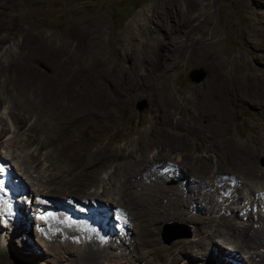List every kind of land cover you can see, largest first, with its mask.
<instances>
[{"label": "bare ground", "instance_id": "1", "mask_svg": "<svg viewBox=\"0 0 264 264\" xmlns=\"http://www.w3.org/2000/svg\"><path fill=\"white\" fill-rule=\"evenodd\" d=\"M26 1L0 0V48L15 37L13 20L11 21L14 16H20L22 35L27 34L29 15L20 11ZM162 3L159 5L163 15L172 17L174 0H164ZM157 14L161 16V13ZM71 25L64 32L70 41L66 38L68 42H62L65 40L62 39L57 46L60 50L69 44L70 54L63 57L61 63L68 67V72L62 74L58 71L61 60L58 58L51 74L52 83L47 87L38 83L33 73L32 62L36 61V57L31 54L33 47L26 41H13L12 47L0 59V109L8 105L13 133H16L13 137L2 140L12 130L0 116V158L6 163H14L20 178L36 188L32 191L28 188L30 195L26 196L35 198L30 203L48 207L37 211L52 214L44 220L33 221L24 206L13 200L11 211L0 206V215L7 216L5 220L2 219L6 221V225L0 224V228L11 230L14 225L7 223L8 221L30 219L43 226V229H37L36 238L48 255L55 256L56 259L61 255L63 258L68 256L66 259L72 264H100L103 258L113 255L112 250L117 249L112 237L113 231L107 229L109 221L116 220L118 225L114 227L132 235L136 243L139 239L145 243L155 241V233L164 221L183 218L196 220L198 226L194 248L199 249L207 246L206 239L202 238L208 232L205 226L210 227L211 223L217 222L220 229L214 232L218 233V238L221 239L219 241L235 244V251L243 252L249 264H262L263 259L250 252V238L253 234L256 238L262 235L264 217L257 212L252 215L254 221L250 225H256L259 230L251 233L250 225L245 226L244 230L239 229L240 226L232 222L229 212L237 211L238 207H231L230 204H236V200L243 198L240 196L242 190L237 184L252 188L254 182L264 179V170L255 166L256 159L264 158V123H261L264 119V82H259L258 77L254 78L249 73L231 77L224 70L227 79L236 87L225 85V90L216 91L209 85L200 95L197 93L192 96L189 102L190 113L181 117L179 122H174L172 118L175 109L170 104L159 101L154 120L145 127H120L119 123L117 125V122H113V115L111 116L116 107H110L104 102L105 97L100 90L89 87L75 95L72 89L78 74L75 73V34ZM214 43L215 41L209 42L211 46ZM35 47L42 49L44 46L38 44ZM228 60L221 58L219 61L224 66ZM240 62L245 65L242 60ZM251 82L254 83L251 91L256 92L253 95L257 99L255 102L246 99L244 95L249 93ZM238 88L242 89V93H238ZM77 97H81L83 101L92 97L100 99L101 103L88 108L89 105L83 101L77 105ZM243 105H252L254 109H260V113L257 122L251 124V137L242 143L244 149L239 153H232L225 146L226 139L222 143L220 134L230 132L228 109ZM81 112L84 113L79 114ZM84 115L85 117L80 118ZM103 119L112 126L108 128L109 125L106 126ZM80 130L86 139V145L80 140ZM189 137L203 147V151L191 155ZM154 149L158 150L157 154L150 157ZM210 152L216 156L215 163ZM176 154L182 159L175 161ZM238 165L244 169L240 170ZM214 167H217L216 171ZM10 168V174L6 173L5 178L9 180L12 194L25 193L20 180L16 179L19 174L13 169L11 172ZM107 169L110 170L104 178L102 173ZM220 176L224 178L218 179ZM178 178L183 180L175 186L164 185L169 179ZM188 181L201 183L202 188L196 186L195 192L189 193ZM2 186L0 181V187ZM214 187L215 192L210 194ZM76 192L82 195H74ZM218 192L223 195L220 203L213 199V195ZM262 194L264 190L261 191L260 195ZM4 197L0 198L4 200ZM51 197H58V201L52 202L53 208L49 212L50 204L43 202L41 198L52 200ZM73 197L85 203L90 210L79 207ZM196 198L204 203V207L190 206L191 201ZM19 201L28 203L22 199ZM81 209L85 214H79ZM198 210L200 217L192 218V212ZM43 222L49 225L48 228ZM219 232L228 235L227 239ZM211 234L208 232V237H215ZM188 249L186 245L181 247L182 252L195 257L198 255L196 251ZM0 264H15L8 249L2 244Z\"/></svg>", "mask_w": 264, "mask_h": 264}, {"label": "rangeland", "instance_id": "2", "mask_svg": "<svg viewBox=\"0 0 264 264\" xmlns=\"http://www.w3.org/2000/svg\"><path fill=\"white\" fill-rule=\"evenodd\" d=\"M163 1L27 0L20 10L21 13L29 15L27 34L22 35L20 16L11 18L15 37L2 45L0 59L6 50L12 47L13 41H26L33 47L31 54L36 57V61L32 62L33 73L38 83L47 87L52 83L51 74L58 58L61 59L58 71L62 74L68 72V67L61 63L62 58L70 54L69 44L60 50L57 46L62 39H65L62 42L70 41L65 33L69 30L68 26L73 24L71 26L75 34L73 40L75 73L78 74L72 85L75 95L89 87V89L100 90L105 97L104 102L110 107H116L115 111L111 112L113 122L127 129L145 127L147 123L153 121L155 108L159 101H164L175 109L172 118L174 122H179L181 117L190 113L189 102L193 95L197 93L200 95L209 85L213 86L216 91L223 90L228 85L235 86L227 79L225 71L231 77L236 74L249 73L254 78L258 77L259 82H264V0H174L175 8L170 18L166 14L163 15L159 5ZM157 13H161L163 17L158 16ZM153 15H156L155 18ZM160 20L162 22H159ZM212 41L215 43L211 46L209 42ZM38 44L44 47L37 49L35 45ZM221 58L229 59L226 65L223 66L219 61ZM240 60L245 65H242ZM192 68L204 70L205 76L199 82L190 81L187 77L188 71ZM252 83L249 93L244 95L246 99L255 102L257 99L255 100L253 95L256 92L251 91L254 87ZM241 90L238 88V93H242ZM140 99H145L147 104L142 110L136 108V102ZM77 100V105L78 102L83 101L81 97H77ZM83 102L91 108L99 105L100 99L91 97L84 99ZM8 112V105L0 109V116L7 121L8 127L12 130L2 140L9 139L16 134L13 133L14 127ZM228 112L230 132L220 134V138L223 144L226 139L225 146L229 151L239 153L244 149L242 143L251 137V124L257 122L260 109H254L252 105H243L236 109L231 107ZM83 117L85 115L80 118ZM105 120L103 119L102 122L106 126L109 125ZM262 120L263 124L264 119ZM111 126L109 125L108 128ZM78 133H80V140L82 139V143L86 145L87 142L81 135V130ZM189 139L191 155H197V151H203V147L198 146L191 137ZM262 143L264 144V140ZM154 150L150 153V157L157 154L158 150ZM210 153L215 163L216 156ZM174 158L175 161L182 159L178 154ZM8 165L11 167V172L13 169L19 174L16 179L20 180L26 192H14L10 196H3L4 200L0 198L1 201L3 200L0 206L11 211L13 200H17L18 204L24 206V210L29 215L31 214L33 221H41L48 215L52 216L47 211L41 212V208L47 209V206L30 203L35 198L26 195L29 194V189L32 191L36 188L20 178V173L15 169L14 163L10 162ZM255 166L264 170V158L256 159ZM216 169L217 167H214L215 171ZM239 169L244 168L239 166ZM109 170H105L102 177L106 178ZM220 178L221 176L218 179ZM180 180L183 178L169 179L164 185L172 187ZM16 181L15 183L19 182ZM188 182V191L192 194L196 186L202 188L201 185H203ZM254 183L252 188L237 184L242 190L240 196L243 198L236 200V204H230L231 207H238L237 211L229 212V216L234 224L240 226L241 230L254 221L252 215L256 212L264 217V194L260 195L264 190V179H259ZM212 192H215V187L211 189L210 194ZM74 195L80 196L82 193L76 192ZM217 195H213V199L220 203L223 195L219 192ZM21 199L28 203L24 204L25 201H19ZM41 199L50 204L49 212L52 211L54 201H58V197H51L52 200ZM74 199L79 207L90 210L78 198ZM191 203L192 208L204 207V203L197 198ZM254 206L257 207L254 209ZM192 213V218L201 215L199 210ZM79 214L85 213L81 209ZM5 218L7 216L0 215V224L6 225V221H2ZM195 221L185 218L164 221L155 233V241L149 240L145 243L141 239L136 243L132 235L123 233L121 228L114 227L118 225L116 220L109 221L107 229L113 231L112 237L117 249L112 250L113 255L110 258H103L100 264H249L243 252L235 251V244H230L228 241L224 244L219 241L221 239L218 238V233L214 232L220 229L217 222L211 223L210 227L205 226L209 233L214 234L213 238L208 237V232L204 228L207 234L202 238L206 239V248H194L198 226ZM7 223H12L14 226L11 230L0 228V244L8 249L15 264H72L66 259L68 256L63 258L61 255L59 259H56L55 256L46 253L45 248L36 238L37 229H43L39 223L36 224L30 219L28 221L16 220V222L11 220ZM167 223L174 226L165 228ZM45 225L48 228L49 225L46 223ZM250 228L251 233L259 230L256 225L253 227L250 225ZM221 234L227 239L228 235ZM253 236L250 238L252 244L249 243L251 244L250 252L262 258V264H264V232L257 238ZM185 245L189 247L188 251H196L198 255L195 257L190 253L182 252L181 247Z\"/></svg>", "mask_w": 264, "mask_h": 264}, {"label": "water", "instance_id": "3", "mask_svg": "<svg viewBox=\"0 0 264 264\" xmlns=\"http://www.w3.org/2000/svg\"><path fill=\"white\" fill-rule=\"evenodd\" d=\"M205 76V72L202 68H192L188 71L187 77L189 78L190 81L193 82H199L202 80ZM146 101L145 99H140L136 102V108L138 110H142L146 107ZM174 225H169V223L166 224L165 228H170L173 227Z\"/></svg>", "mask_w": 264, "mask_h": 264}, {"label": "clouds", "instance_id": "4", "mask_svg": "<svg viewBox=\"0 0 264 264\" xmlns=\"http://www.w3.org/2000/svg\"><path fill=\"white\" fill-rule=\"evenodd\" d=\"M0 160L4 161L6 163V161L3 160L2 158H0ZM6 165L8 166V171H9V165H8V163H6ZM9 173H10V171H9Z\"/></svg>", "mask_w": 264, "mask_h": 264}]
</instances>
